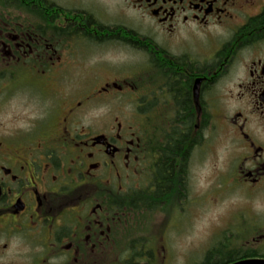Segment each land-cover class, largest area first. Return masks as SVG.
<instances>
[{
  "label": "flooded vegetation",
  "instance_id": "flooded-vegetation-1",
  "mask_svg": "<svg viewBox=\"0 0 264 264\" xmlns=\"http://www.w3.org/2000/svg\"><path fill=\"white\" fill-rule=\"evenodd\" d=\"M118 43L149 62L142 131L115 105L104 121L80 116L82 104H115L139 86L119 79L115 66L103 79L95 65L79 99L41 90L62 81L65 57L89 55L80 46ZM22 73L28 81L17 79ZM8 81L46 101L27 129L0 133V264H103L114 250L119 181L139 163L158 183L168 168L179 181L221 81L229 85L221 117L227 148L237 153L233 181L250 194L264 190V0H0V99Z\"/></svg>",
  "mask_w": 264,
  "mask_h": 264
},
{
  "label": "rangeland",
  "instance_id": "rangeland-1",
  "mask_svg": "<svg viewBox=\"0 0 264 264\" xmlns=\"http://www.w3.org/2000/svg\"><path fill=\"white\" fill-rule=\"evenodd\" d=\"M101 14L105 18L111 16ZM115 17L116 22L146 31L127 16V19ZM78 49L88 50L89 55L65 57L59 71L66 72H58L62 81L49 80L41 90L45 93L54 89L57 101L79 99L83 89L91 85L93 71H98L96 66H101L103 79L113 76L115 66L119 79L133 80L139 86L130 94H120L115 104L114 99L107 97L82 104L80 116L88 121L94 117L104 121L115 105L125 115L128 113V120H133L134 127L142 131L143 109L139 100L144 93V69L149 65L146 55L122 43ZM189 51L198 58L206 56V51ZM17 79L28 81L29 77L22 73ZM5 87L0 99V133L19 127L25 130L39 116L41 103L46 100L32 86L27 88L8 81ZM228 87L226 81L213 87L211 95L216 104L213 118L179 181L172 177L162 192L157 191V180L150 177L142 163L119 181V190L115 192L118 204L114 214V250L104 254L103 264H203L207 257L224 261L228 254L230 260L239 258L226 261L227 264L264 259V190L250 194L252 191L246 186L233 181L237 153L227 148V129L221 117L222 110L227 108ZM249 252L258 256L245 257Z\"/></svg>",
  "mask_w": 264,
  "mask_h": 264
},
{
  "label": "trees",
  "instance_id": "trees-1",
  "mask_svg": "<svg viewBox=\"0 0 264 264\" xmlns=\"http://www.w3.org/2000/svg\"><path fill=\"white\" fill-rule=\"evenodd\" d=\"M9 75V74H8ZM169 169V172H168V174L167 173H164V171H162V175L159 173L158 175L159 176H163L162 178V180L163 181H161V182H159L158 183V185H157V191H160V192H162L163 191V188L165 187H167V185H168V183H169V180H170V178H171V175H172V170H170V168H168ZM254 253L252 252H249L248 254H245L244 256L245 257H248V256H254L253 255ZM229 254L227 255V257L225 258V260L223 261L222 259H214V260H212V259H210V257L208 258L207 257V259L205 258V260H204V262H203V264H227V262L226 261H232V260H234L235 258L237 259V258H239V256H236L235 258H233V259H231L230 260V258H229ZM242 257V256H241ZM228 258H229V260H228Z\"/></svg>",
  "mask_w": 264,
  "mask_h": 264
},
{
  "label": "water",
  "instance_id": "water-1",
  "mask_svg": "<svg viewBox=\"0 0 264 264\" xmlns=\"http://www.w3.org/2000/svg\"><path fill=\"white\" fill-rule=\"evenodd\" d=\"M194 90L197 93V86H195ZM231 264H264V259H244Z\"/></svg>",
  "mask_w": 264,
  "mask_h": 264
}]
</instances>
